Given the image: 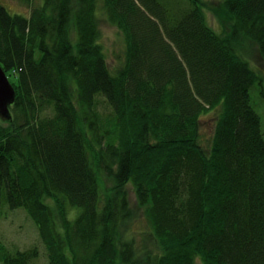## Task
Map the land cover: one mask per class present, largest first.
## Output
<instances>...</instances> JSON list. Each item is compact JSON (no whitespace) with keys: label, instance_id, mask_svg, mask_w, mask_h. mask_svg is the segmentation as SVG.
<instances>
[{"label":"trees","instance_id":"1","mask_svg":"<svg viewBox=\"0 0 264 264\" xmlns=\"http://www.w3.org/2000/svg\"><path fill=\"white\" fill-rule=\"evenodd\" d=\"M20 1L28 16L0 4V65L15 90L0 117V214L25 210L42 263L264 264V137L249 104L261 79L240 52L248 39L264 59V0H221L223 33L206 0ZM102 19L125 44L112 69ZM129 188L154 247L129 231ZM38 254L0 240V264Z\"/></svg>","mask_w":264,"mask_h":264},{"label":"rangeland","instance_id":"2","mask_svg":"<svg viewBox=\"0 0 264 264\" xmlns=\"http://www.w3.org/2000/svg\"><path fill=\"white\" fill-rule=\"evenodd\" d=\"M182 2L181 0H179ZM40 0H33L32 5H37ZM0 4L6 8L11 14H21L28 16L31 7L24 4L20 0H0ZM184 5V1H183ZM205 16L207 23L217 33H223L224 28L231 24L223 9H221V0H206ZM225 20H222V19ZM101 38L100 43L106 53V60L108 66L112 69L117 67L124 57L125 44L123 35L115 28L109 26L107 22L101 20ZM241 55L248 61L249 66L258 73L261 82L255 84L250 89L249 104L260 118V131L264 137V59L258 53L257 48L248 40H241L240 47ZM219 109H212L201 116L200 122V144L204 149H209L213 135V129ZM108 181H104L102 189L108 186ZM129 200L135 208V218L132 220L129 231L132 234L135 242L141 247L142 241L149 235L150 229L145 217L136 208L135 196L133 191L128 189ZM46 202L51 206V200ZM78 212L77 208L69 210V218L74 219ZM0 240L6 245L8 249L25 250L30 247L38 249V257L35 258L33 264H44L46 250L42 241L38 236L37 228L34 222L26 214L23 208L10 210L6 207L1 209L0 214ZM150 238L147 239V242ZM44 262V263H42ZM47 264V263H46Z\"/></svg>","mask_w":264,"mask_h":264},{"label":"water","instance_id":"3","mask_svg":"<svg viewBox=\"0 0 264 264\" xmlns=\"http://www.w3.org/2000/svg\"><path fill=\"white\" fill-rule=\"evenodd\" d=\"M14 98L15 90L0 65V117L10 118L9 106L14 102Z\"/></svg>","mask_w":264,"mask_h":264},{"label":"bare ground","instance_id":"4","mask_svg":"<svg viewBox=\"0 0 264 264\" xmlns=\"http://www.w3.org/2000/svg\"><path fill=\"white\" fill-rule=\"evenodd\" d=\"M151 231V230H150ZM143 244H145V245H148V246H150V247H154V244H153V241L150 239L148 242H147V240H145V241H143L142 242Z\"/></svg>","mask_w":264,"mask_h":264}]
</instances>
